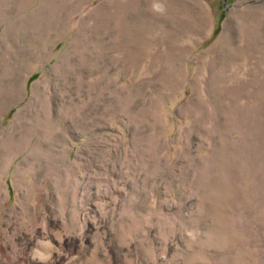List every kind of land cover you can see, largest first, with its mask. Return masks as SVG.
Returning <instances> with one entry per match:
<instances>
[{
  "label": "rangeland",
  "instance_id": "1",
  "mask_svg": "<svg viewBox=\"0 0 264 264\" xmlns=\"http://www.w3.org/2000/svg\"><path fill=\"white\" fill-rule=\"evenodd\" d=\"M0 264H264V0H0Z\"/></svg>",
  "mask_w": 264,
  "mask_h": 264
},
{
  "label": "clouds",
  "instance_id": "2",
  "mask_svg": "<svg viewBox=\"0 0 264 264\" xmlns=\"http://www.w3.org/2000/svg\"><path fill=\"white\" fill-rule=\"evenodd\" d=\"M154 8H155L156 10H162V9H161V5H159V4L154 5Z\"/></svg>",
  "mask_w": 264,
  "mask_h": 264
}]
</instances>
